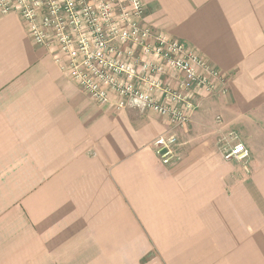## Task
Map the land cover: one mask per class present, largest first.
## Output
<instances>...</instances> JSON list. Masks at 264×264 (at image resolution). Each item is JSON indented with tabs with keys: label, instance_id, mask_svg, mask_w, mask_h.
<instances>
[{
	"label": "crops",
	"instance_id": "crops-1",
	"mask_svg": "<svg viewBox=\"0 0 264 264\" xmlns=\"http://www.w3.org/2000/svg\"><path fill=\"white\" fill-rule=\"evenodd\" d=\"M141 1V26L226 82L195 92L170 166L150 147L167 118L95 102L0 13V264H264V0Z\"/></svg>",
	"mask_w": 264,
	"mask_h": 264
},
{
	"label": "built area",
	"instance_id": "built-area-1",
	"mask_svg": "<svg viewBox=\"0 0 264 264\" xmlns=\"http://www.w3.org/2000/svg\"><path fill=\"white\" fill-rule=\"evenodd\" d=\"M143 11L141 0H0V13L18 15L35 45L56 49L55 64L95 102L108 104L117 96V109L151 110L167 118L170 131L150 147L161 165L170 166L179 158L174 130L188 123L195 92L224 94L226 82L181 43L141 26ZM165 66L182 75L175 89L160 78ZM153 92L173 105L159 104ZM247 154L236 144L224 159L242 161Z\"/></svg>",
	"mask_w": 264,
	"mask_h": 264
},
{
	"label": "rangeland",
	"instance_id": "rangeland-1",
	"mask_svg": "<svg viewBox=\"0 0 264 264\" xmlns=\"http://www.w3.org/2000/svg\"><path fill=\"white\" fill-rule=\"evenodd\" d=\"M136 55L138 56V53ZM135 68H137V64H135Z\"/></svg>",
	"mask_w": 264,
	"mask_h": 264
}]
</instances>
